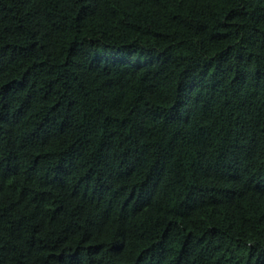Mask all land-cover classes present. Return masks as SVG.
Segmentation results:
<instances>
[{"label":"trees","instance_id":"obj_1","mask_svg":"<svg viewBox=\"0 0 264 264\" xmlns=\"http://www.w3.org/2000/svg\"><path fill=\"white\" fill-rule=\"evenodd\" d=\"M0 264H264V0H0Z\"/></svg>","mask_w":264,"mask_h":264}]
</instances>
